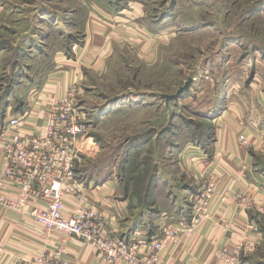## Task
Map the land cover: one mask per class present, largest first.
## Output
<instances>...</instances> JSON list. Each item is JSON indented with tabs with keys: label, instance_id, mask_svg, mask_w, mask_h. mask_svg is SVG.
Listing matches in <instances>:
<instances>
[{
	"label": "rangeland",
	"instance_id": "rangeland-1",
	"mask_svg": "<svg viewBox=\"0 0 264 264\" xmlns=\"http://www.w3.org/2000/svg\"><path fill=\"white\" fill-rule=\"evenodd\" d=\"M88 19L102 25L139 19L140 33L172 40L146 59L124 48L106 71L89 72L85 83H75L89 123L75 168L105 180L114 157L123 187L131 178L139 180L131 185L139 205L151 163L156 180H177L184 177L176 165L179 150L188 143L205 146L212 132L209 101L217 102L215 114H220L230 105L225 98L230 87L246 85L257 73L264 80V0H0V79L7 74L10 86L0 85V109L16 82L10 77L14 64L32 65L39 68L35 74L45 75L54 52L83 38ZM189 79H195L189 90L166 103L165 96ZM124 163L138 170L122 176Z\"/></svg>",
	"mask_w": 264,
	"mask_h": 264
},
{
	"label": "crops",
	"instance_id": "crops-1",
	"mask_svg": "<svg viewBox=\"0 0 264 264\" xmlns=\"http://www.w3.org/2000/svg\"><path fill=\"white\" fill-rule=\"evenodd\" d=\"M109 4L113 6L112 1ZM138 20L111 19L110 24L102 25L88 19L83 38L74 41L69 50L62 46L54 52L45 75L35 74L39 68L32 65L14 64L10 77H15L16 82L5 97L7 107L0 109V126L7 119L20 116L23 122L18 132L37 134L43 130L44 113L53 99L71 85L85 83L89 72L106 71L118 59L117 52L124 48L135 50L146 59L154 57L151 52L155 47L172 41L166 35L149 38L140 33ZM257 75L244 86L240 82L230 87L225 95L230 105L222 113L215 114L217 102L209 101L212 132L206 137L205 146L188 143L179 150L176 165L184 177L172 181L158 177L152 204L135 205L115 169L105 180L76 169L77 187L109 218L114 237L141 240L150 246L162 236L165 226L190 215L202 179L215 172L219 195L211 205L212 223L179 244L168 242L159 264H224L225 250L229 256L238 253L241 264H264V80ZM4 76L0 79L4 78L2 87L7 86L8 76ZM22 88L29 89L26 96L19 95ZM25 113L28 115L23 116ZM240 135L246 137V144L238 142ZM4 197L15 199L10 193ZM66 202L69 208L78 203L72 190L68 191ZM34 208L43 210L44 206L35 203ZM0 239V264H34L39 257L51 255L64 237L49 239L29 213L0 205ZM64 243L65 258L70 263L101 264L96 253L81 250L78 239L66 238Z\"/></svg>",
	"mask_w": 264,
	"mask_h": 264
},
{
	"label": "built area",
	"instance_id": "built-area-1",
	"mask_svg": "<svg viewBox=\"0 0 264 264\" xmlns=\"http://www.w3.org/2000/svg\"><path fill=\"white\" fill-rule=\"evenodd\" d=\"M81 109L79 88L73 84L48 105L39 133L18 132L23 122L20 116L0 126V205L29 213L49 239L64 237L61 246L34 264H72L65 258L66 238L78 239L81 250L96 253L101 264H159L168 242L179 244L212 223L211 205L219 195L215 172L202 179L190 215L165 226L162 236L150 246L141 240L114 237L109 218L76 185L75 163L89 127ZM238 142L246 144V137L240 135ZM70 190L78 202L72 208L66 202ZM7 193L15 199L4 197ZM35 203L44 209L34 208ZM2 253L0 246V256ZM223 260L224 264H241L236 252L229 256L223 251Z\"/></svg>",
	"mask_w": 264,
	"mask_h": 264
},
{
	"label": "trees",
	"instance_id": "trees-1",
	"mask_svg": "<svg viewBox=\"0 0 264 264\" xmlns=\"http://www.w3.org/2000/svg\"><path fill=\"white\" fill-rule=\"evenodd\" d=\"M10 92V91H9ZM9 95V93L7 94V96ZM7 96H5V97H7ZM0 102H1V100H0ZM7 101H6V99L4 100V106H3V108H5V107H7ZM167 135H171V133L170 132H168V134ZM144 137V139H147L148 137H146V136H143ZM148 140L149 139H147V142H148ZM159 140V139H158ZM169 142H171V139H170V141ZM130 152V151H129ZM113 158L114 157H112L111 159H110V165L108 166L109 167V170H110V172L112 173V171H113V169H115L116 170V161L114 162V160H113ZM126 165H128V164H126V163H124V165H123V167H122V169H121V171H122V176H127L128 174L130 175V174H135V172L138 170V167H136V169L134 168V166H130V164H129V166L127 167ZM154 165V167H153V169H152V173L150 174V178H149V180H147V182H145L144 184L147 186V192L144 194V196H143V198H144V201L141 203V204H139V205H142V206H146L147 205V203H153V201H152V199L154 198V188H155V186H154V184H155V182H156V179H155V177H156V173H157V168H156V165L154 164V162L153 163H151V166H153ZM147 167H149V165H147ZM127 169H129L128 170V172H126V170ZM127 183V182H126ZM137 183H140L139 182V180L138 179H134V178H131V180L129 181V183H128V186L126 185V186H124L123 188H124V191H125V193H128V195L130 196V198L131 199H134V198H132V197H135V198H140V196H136V191H134V188L132 189V191H131V185L133 186V185H135V184H137ZM126 187V188H125ZM135 190H136V188H135ZM129 191H131L132 193H130ZM134 191V192H133ZM135 193V194H134ZM132 194V195H131Z\"/></svg>",
	"mask_w": 264,
	"mask_h": 264
},
{
	"label": "water",
	"instance_id": "water-1",
	"mask_svg": "<svg viewBox=\"0 0 264 264\" xmlns=\"http://www.w3.org/2000/svg\"><path fill=\"white\" fill-rule=\"evenodd\" d=\"M193 82H194L193 79H189L185 83V85L183 87L179 88L178 91L174 95L165 96L166 103H168L171 100L178 101L179 98L181 97V95L189 90V88L191 87V85L193 84Z\"/></svg>",
	"mask_w": 264,
	"mask_h": 264
}]
</instances>
